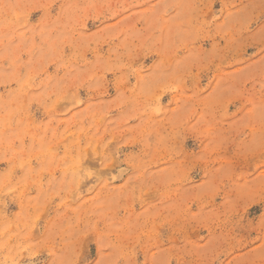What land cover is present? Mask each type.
<instances>
[{"label":"rangeland","instance_id":"obj_1","mask_svg":"<svg viewBox=\"0 0 264 264\" xmlns=\"http://www.w3.org/2000/svg\"><path fill=\"white\" fill-rule=\"evenodd\" d=\"M0 264H264V0H0Z\"/></svg>","mask_w":264,"mask_h":264}]
</instances>
